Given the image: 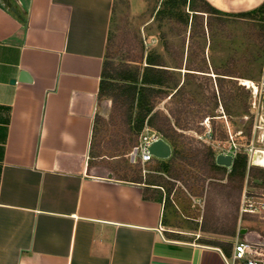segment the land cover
Masks as SVG:
<instances>
[{
    "label": "crops",
    "instance_id": "obj_1",
    "mask_svg": "<svg viewBox=\"0 0 264 264\" xmlns=\"http://www.w3.org/2000/svg\"><path fill=\"white\" fill-rule=\"evenodd\" d=\"M9 1L18 14L0 0V264L232 263L233 249L172 235L147 184L92 173L116 0ZM207 1L230 14L264 4Z\"/></svg>",
    "mask_w": 264,
    "mask_h": 264
},
{
    "label": "rangeland",
    "instance_id": "obj_2",
    "mask_svg": "<svg viewBox=\"0 0 264 264\" xmlns=\"http://www.w3.org/2000/svg\"><path fill=\"white\" fill-rule=\"evenodd\" d=\"M162 2L116 0L111 58L117 65L129 62L145 67L148 55H161L172 72L170 79L179 83L181 92L172 97L177 89L167 90L170 96L159 100L157 109L178 129L179 147L202 150L207 146L218 154L239 146L249 158V168L264 171L253 166L251 154L246 152L253 147L264 149L263 15L242 18L229 13H198L192 19L195 13L191 12L189 25L184 26L157 15ZM183 11L190 13L188 7ZM253 84L259 92L245 86ZM97 117L92 173L106 175L113 171L122 179L143 177L162 185L164 189H152L150 194L163 201L167 198L166 217L173 227L172 235L193 242H234L238 235L246 238L239 233L247 229L264 240V216H242L240 209L244 193L249 198L264 199V180L247 174L239 204L237 197L226 200L217 191L216 185L226 184L227 179L209 178L201 164L191 167L178 161L176 169L182 180L157 172L162 160L132 165L128 154L136 143L128 146V128L121 112H115L112 100L100 101ZM178 118L180 124L176 125ZM208 132L211 139L205 137ZM236 227L235 237L213 233Z\"/></svg>",
    "mask_w": 264,
    "mask_h": 264
},
{
    "label": "trees",
    "instance_id": "obj_3",
    "mask_svg": "<svg viewBox=\"0 0 264 264\" xmlns=\"http://www.w3.org/2000/svg\"><path fill=\"white\" fill-rule=\"evenodd\" d=\"M185 7L189 8L190 13L183 11ZM191 12L195 13L192 19L198 16V13H206L208 15L224 14V12L214 8L207 0H163L157 15L162 20L164 18L173 19L184 26H188ZM260 14L263 15L264 18V4L249 12L239 14L229 13L227 15L249 18ZM112 43V37L110 36L103 66L99 98L100 100H112L115 112H121L124 125L128 128V139H126V141L130 142L128 146H132L135 143L137 145V140L147 123L173 148L171 158L160 161L156 168L157 172L167 175L172 180H182L183 178H180L176 169L178 161H182L183 163L186 162L191 167L201 164L204 171L210 174L209 178L219 181L227 179L226 184L216 185L218 186L216 187L218 188V193L225 197L226 200L237 197L240 204L243 184L247 174L253 178L264 180V175L261 174L264 171L254 167L249 168V158L247 154H239L234 160L230 170L216 163L217 153L211 147L203 146L202 150L193 148H184V150H182L178 142V129L172 125L169 116L157 109L158 101L170 96L167 90L169 91L171 88L177 89V92L173 94L172 97L178 92H181L179 83L175 80L173 83L172 79H170L172 72L167 69L165 60L161 55L152 53L147 56L145 67L142 65L132 66L129 62L117 65L111 58ZM99 120L100 118L96 117V122ZM179 124L180 120L178 118L176 120V125ZM93 148L94 146L92 145V150ZM211 175L215 177H211ZM134 182L147 184L148 192L154 189L152 186H156V184L152 183L151 179H144L143 177L137 178ZM157 185L164 189L162 185ZM147 191L145 198L153 199L147 195ZM172 191L173 187L169 188V194H171ZM165 202H167V198ZM205 232H207V230H205ZM213 233L235 237L237 227L231 231H218ZM204 243L219 247L228 255L232 253L233 243L231 241L204 240Z\"/></svg>",
    "mask_w": 264,
    "mask_h": 264
},
{
    "label": "built area",
    "instance_id": "obj_4",
    "mask_svg": "<svg viewBox=\"0 0 264 264\" xmlns=\"http://www.w3.org/2000/svg\"><path fill=\"white\" fill-rule=\"evenodd\" d=\"M254 86L255 84L247 87L252 88L256 93L259 92L258 87L256 90ZM205 137L211 139L212 134L208 132L205 134ZM160 139H163L162 136L146 123L137 145L133 147L128 154L129 162L133 165L145 166L154 159H157L151 154L150 147ZM257 150L258 149L254 147L253 149L246 150L248 155L251 154L250 162L252 161V156ZM222 154L225 156H232L234 161L239 154H242V151L239 146H234L228 150H221L217 156ZM229 169L231 170V167ZM240 209L242 216L249 214L262 217L264 216V199L249 198L246 196V193H244ZM230 264H264V240L260 237L258 241L250 242L246 238L240 239V235H238L233 245L232 263Z\"/></svg>",
    "mask_w": 264,
    "mask_h": 264
},
{
    "label": "water",
    "instance_id": "obj_5",
    "mask_svg": "<svg viewBox=\"0 0 264 264\" xmlns=\"http://www.w3.org/2000/svg\"><path fill=\"white\" fill-rule=\"evenodd\" d=\"M3 1L8 5V7H10L12 9V11L17 13L16 9L12 6V4L9 0H3ZM19 80L23 81V82H31L32 78L27 72H22L20 77H19ZM12 83H15V81L13 80ZM150 152L158 160H167V159L171 158L173 150H172V147L169 143H167L164 139H160L159 141L155 142L150 147ZM216 163L219 166L230 168L233 166L234 161H233L232 156H225L222 154V155L217 156ZM253 166H255V165L253 164ZM109 177L113 178V175L110 174ZM240 234L243 236H246V239L250 242L251 241H258L260 238L259 236L257 237L256 235L249 234L247 229L241 230Z\"/></svg>",
    "mask_w": 264,
    "mask_h": 264
},
{
    "label": "bare ground",
    "instance_id": "obj_6",
    "mask_svg": "<svg viewBox=\"0 0 264 264\" xmlns=\"http://www.w3.org/2000/svg\"><path fill=\"white\" fill-rule=\"evenodd\" d=\"M251 84V83H250ZM245 86H251V85H245ZM257 90V86H254ZM252 164H254L257 167L264 168V149H258L254 155L252 156Z\"/></svg>",
    "mask_w": 264,
    "mask_h": 264
}]
</instances>
